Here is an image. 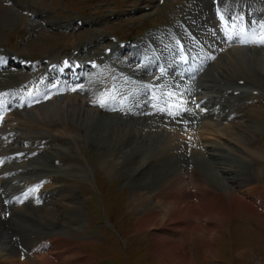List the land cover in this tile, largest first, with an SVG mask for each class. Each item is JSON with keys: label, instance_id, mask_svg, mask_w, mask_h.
I'll return each instance as SVG.
<instances>
[{"label": "bare ground", "instance_id": "bare-ground-1", "mask_svg": "<svg viewBox=\"0 0 264 264\" xmlns=\"http://www.w3.org/2000/svg\"><path fill=\"white\" fill-rule=\"evenodd\" d=\"M20 4L19 0H0V42L3 35L14 28H8L13 22L11 18L21 21L22 26L29 23V16L22 12ZM221 5V9L215 11V7L213 13L209 4L200 3L198 12L192 15L191 11L183 18V23L197 34L193 38L186 37L189 48L201 46L208 51L204 52L205 60L195 64L191 80L185 78L180 65L173 69L168 63L162 70L158 64L156 66V59L148 58L138 65V57H132L134 73L148 79L143 80V84L150 87L153 96L162 99L161 106L167 107L148 108L143 97L135 105L126 104L121 99L125 98L123 92L136 95V89L130 86L122 90L115 81L110 84L113 88L108 95L100 96L94 86L100 79L94 82L93 77L87 76L92 83L87 82L81 90L89 97L61 95L45 107L29 110L35 118L21 110L5 115L7 120L0 119V164L7 162L0 170V264H68L72 261L94 264L80 248L82 241L68 236L72 224L77 223L73 214L81 209L74 194L78 189L83 191L85 185L88 187L90 179L89 172L82 169L86 167L79 166L77 171L80 173L76 174V166L68 163L77 156L87 155L86 147L101 156L105 154L102 166L107 167L108 174L127 178L122 183L132 187L130 207L136 214L138 211L144 215L146 229L158 226L153 229L155 232H140L144 227L137 229L139 234L152 232L150 257L154 255L156 264H197L189 252L181 251L183 237H186L187 247L195 240L202 241L206 263L217 261L218 233L223 221L235 216L237 211L248 208L264 223V211L254 198L263 195L264 191L248 179L250 172L247 171L248 167L264 161L263 152L254 147L261 133L258 120H264V44L255 35L243 36L248 31L255 34V23H260L264 11L253 14V10L252 15L243 12L238 17L234 11L239 4ZM245 5L251 6L242 4ZM253 17H258L259 21L252 22ZM219 18L225 23L214 22ZM180 25L181 22L176 24L177 27ZM105 37L98 34L90 43L99 44L98 40ZM169 46L175 50L173 45ZM78 47L72 46L69 54L72 50L84 54V48H87ZM129 50H132L130 46ZM122 51L113 48L111 54ZM91 52L90 56L95 59L104 54ZM188 54H191L190 50ZM218 54L222 60L217 59ZM67 56L52 54L50 64ZM16 61L28 60L17 58ZM206 66L208 70L203 74ZM178 69L181 75H174ZM50 74L45 71V78H50ZM125 74L133 75V72L129 69ZM28 78V75L11 70L0 73V94L21 87ZM241 81H245L244 85L239 84ZM69 90L73 91V88L70 86ZM189 97H194L195 104L187 107L185 102ZM18 98L20 100L12 108L34 106L30 100L25 102L23 97ZM255 101L260 104L252 106ZM203 107L209 110L208 114L200 112ZM209 114L227 121L240 119L233 122V129L240 134L236 139L231 138L236 144L229 140L235 146L222 143V133L228 136L230 132L223 131L221 123L214 126L209 121ZM74 128L77 132H71ZM248 137L247 143L242 144L241 138ZM57 140L65 142L53 146L51 143ZM35 153L37 156L33 157ZM30 154L32 158L22 162ZM18 161L22 163L10 165V162ZM43 181L48 182L41 187ZM34 184H37L36 188L23 196V192ZM5 197H9L7 206ZM175 199L180 200L177 213L174 212L177 208L173 202ZM144 212L151 213H146V217ZM172 212L185 218L184 225L172 224L173 221L160 229L166 215L171 218ZM20 244L29 253L21 254Z\"/></svg>", "mask_w": 264, "mask_h": 264}, {"label": "rangeland", "instance_id": "rangeland-1", "mask_svg": "<svg viewBox=\"0 0 264 264\" xmlns=\"http://www.w3.org/2000/svg\"><path fill=\"white\" fill-rule=\"evenodd\" d=\"M157 1L158 0H22L24 8L30 7L35 9L40 14L58 15V19L61 21V23H64L63 25H65L67 22H74L76 18H80L84 22L86 19L88 24L92 26V22H95L96 24H94L92 29H90L88 25L82 28L77 25L79 29H76V31H71V33L67 31L57 34L52 32L53 30L49 25L42 24L39 19L37 20V26H33L34 24L31 22V18H29V23H26L23 26V29H20L19 33L18 31H12L8 35H4L1 38L2 41L0 42V46L3 49L2 52L7 54L16 53L27 58H37L41 60L44 56H51L52 54L55 55L58 52L60 53L61 48H70V46L73 44H80V46L85 45L88 41L95 38L101 32L108 37L120 36L123 39L131 38L133 40H143L145 37L147 38L149 35L153 34L152 38L154 36H158L162 37L165 41H169V36H163L162 32L167 31L169 27L173 26L178 21L183 20L184 16L189 12L192 11V15L198 12L200 9V3L209 4V8L211 11H213V13V9L215 8L213 5L215 3L229 4V1L227 0H224L225 3H220L218 0H167L166 4L161 7L157 5ZM146 8L149 10H146ZM217 9L218 8L216 7L215 11ZM217 14L219 17V13ZM18 15L20 14L18 13ZM35 19H37V17H35ZM15 20L16 19L11 18V21L14 23L11 22L12 25L7 27L12 28L15 26V23H17L16 27H19V25H21L20 23L22 22ZM214 22L220 24L225 23V21L221 18H219L217 21L214 20ZM257 31L260 32L261 29L258 28ZM190 32L193 33L192 31ZM107 39L104 40L105 42L103 41L104 43H102L103 45L101 44L102 46L100 47H106L110 44V41ZM145 48L146 49H142L143 51H140L139 56L141 58L144 56V59H150V57L152 58L154 54H150V52H147L149 51L147 47ZM197 48L198 47L195 46L193 50L199 56V53L197 52L200 49ZM130 56V54H126L121 58L122 60H116L112 63V70L109 71L110 73L108 72L104 75L106 78L103 76V82L106 83V85L107 82L109 83L110 80H114V78L117 76L116 72L113 70L116 66L119 65L118 67L124 71H129V69L131 71L134 69V66H130L128 62L125 61L127 60L125 58ZM201 56L202 53L200 54V59L198 58L199 60L204 59ZM219 56L220 54H218V60H222L219 59ZM157 58L159 59V57ZM158 63L161 65L159 60L157 64ZM134 76L139 77L140 82L144 79V76L136 72L134 73ZM103 82L99 85V87L104 85ZM136 86V90L139 89L138 93L135 92L136 95H127L128 92H126V98L128 97L126 100L127 104L135 105V102L142 101L140 100V97L143 95L140 93L143 90V88H140L142 85H138L136 82L135 87ZM79 96L88 97V95L80 92ZM138 104L140 105V103ZM144 109L148 108L144 107ZM33 112L35 113V111ZM28 115L34 116V118L36 117L33 113H29ZM219 119L221 120L222 118L217 119V117L212 116L209 121L213 123L214 126L221 123L220 128L222 127L221 129L223 131L226 130L230 132L228 136H225V134L222 133L221 136L224 139L222 143L224 142L229 146L232 145L230 142L236 144V141L233 139H236L237 136H240V134H237V132H235L233 129V122H238L240 119H233L234 121H227L224 119L220 121ZM257 125L261 127V133L256 138L254 147L260 149L264 156V120L259 119ZM58 129L59 131H62L61 128ZM71 132H77V129L74 128L71 130ZM249 137L252 138L253 135H249ZM249 137L248 139L241 138L242 144H246V140H249ZM212 139L213 138L210 137V140ZM253 140H255V138L252 139V141ZM63 142L65 141L57 140V142H52L51 144H53V146H60V144H63ZM86 150H88L87 155L77 156L76 159H72L68 163L71 164V166H76V171L79 166L86 167L82 169H86L85 171L89 172L87 174L90 176H88L90 178L88 181V187L85 188L86 185L84 186L83 184V191L78 189L79 191H76L74 194L78 199L81 209L75 213V210L70 212V215L74 213L73 216L75 217L74 219L77 223L72 224L71 227L73 228L69 230L70 232L68 233V236L71 238H78V240L82 241L80 248L84 251V255L87 258L94 261V264H154L152 261V259L154 260V255L150 257V252L152 249L150 239L152 235L150 234L152 232L139 234L137 233V229L144 227V229L139 230L141 232L142 230L148 231L156 229L158 226L155 228L152 224H150L152 226L146 229L147 225H144L145 223L143 222L144 215L138 211L137 214L132 211L129 204L131 195L133 194L132 187L126 185L127 183H122V180L127 178L121 179V175L108 174L109 172L107 167L102 166V158L105 157V154L101 156V153L97 154L98 152H93L91 149H89V147H86ZM233 161L236 165V161ZM93 162L94 164H92ZM256 165L255 167H248L247 171L250 172L248 179L252 180L254 185H259V187L264 191V161L261 163L257 162ZM64 172H62V174ZM241 172L243 173L242 169ZM75 173L77 174L80 172L77 171ZM254 198L261 204H264V194ZM249 199L251 200L252 198ZM179 201V199H175L173 201L177 207L176 211H174L175 213L180 210V203H178ZM249 202L252 203L251 201ZM263 206L261 208L262 211H264ZM174 212H172L171 218L169 216L167 217V215L165 217V214H163L164 216L161 215L163 219L165 217V220L167 221L164 220L163 223L159 225L160 229L166 228L163 226L165 223L169 224L173 221L174 223L172 224L177 223L180 226L184 225L183 222L186 221L183 220L185 218L179 214H175ZM144 213L147 217L146 213L151 212ZM235 215L236 216L233 215L226 221H223L224 224L221 228V231L218 230L220 232L217 236L215 248L216 251L218 250L217 264H264V223H262L261 218H259L260 216L252 213L248 208L244 209L243 212L237 211ZM233 218L235 219L233 220ZM176 220L179 221L177 222ZM254 223H256L258 227L255 226L256 224L254 225ZM182 239L181 251H183L185 254L189 252L190 258L192 260H196L195 263L207 264L204 260V254L199 252V250H203L202 241L196 240L194 241L195 243H192L193 245L190 244V246L187 247L186 237H183ZM209 246L210 245H208V247ZM233 247L236 248V256H233L232 254L234 250ZM192 253L195 256H193ZM75 262L76 261H72L69 264H80L79 262Z\"/></svg>", "mask_w": 264, "mask_h": 264}, {"label": "snow or ice", "instance_id": "snow-or-ice-1", "mask_svg": "<svg viewBox=\"0 0 264 264\" xmlns=\"http://www.w3.org/2000/svg\"><path fill=\"white\" fill-rule=\"evenodd\" d=\"M260 43L264 44V37L261 38Z\"/></svg>", "mask_w": 264, "mask_h": 264}]
</instances>
